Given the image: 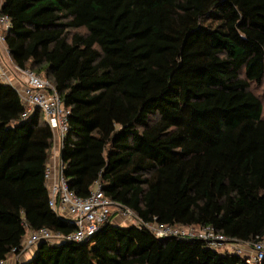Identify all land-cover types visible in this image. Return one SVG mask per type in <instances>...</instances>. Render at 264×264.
<instances>
[{
    "label": "trees",
    "instance_id": "obj_1",
    "mask_svg": "<svg viewBox=\"0 0 264 264\" xmlns=\"http://www.w3.org/2000/svg\"><path fill=\"white\" fill-rule=\"evenodd\" d=\"M14 62L49 79L70 108L61 149L69 189L96 181L129 227L88 241H42L16 264H249L149 223L212 226L232 243L264 238V0H0ZM0 82V264L32 231L76 226L50 205L54 132L23 117ZM261 264H264V259Z\"/></svg>",
    "mask_w": 264,
    "mask_h": 264
},
{
    "label": "built area",
    "instance_id": "obj_2",
    "mask_svg": "<svg viewBox=\"0 0 264 264\" xmlns=\"http://www.w3.org/2000/svg\"><path fill=\"white\" fill-rule=\"evenodd\" d=\"M10 26L11 19L9 15L0 14V82L11 84L19 93L24 106L23 117H27L36 109H39L44 113L47 123L52 128L54 144L49 161L56 159L60 166L53 168L48 162L45 169V177L50 182V205L55 212L76 226V229L67 236L54 233L48 228L32 231L23 243L22 253L27 248L37 246L42 241H60L64 239L77 242L88 241L111 221L112 208L116 205L105 196L99 181L93 184L89 195L86 197H80L69 189L63 175L61 149L65 135L69 130L70 108L65 106L61 95L49 79L29 68H22L14 62L5 41V33ZM147 227L158 238L172 236L199 238L216 250L233 251L241 255L246 254L249 264H261L264 259V238L253 243L250 253H245L242 249L233 248L236 243L230 242L224 234L216 231L212 226L191 225L179 227L149 223ZM19 255H14V258L18 260ZM9 261L10 259L4 264H8ZM15 261L12 264H16Z\"/></svg>",
    "mask_w": 264,
    "mask_h": 264
},
{
    "label": "rangeland",
    "instance_id": "obj_3",
    "mask_svg": "<svg viewBox=\"0 0 264 264\" xmlns=\"http://www.w3.org/2000/svg\"><path fill=\"white\" fill-rule=\"evenodd\" d=\"M252 89L257 95L260 96L264 104V81L261 85H255V84L252 85ZM110 219L114 224L121 225L123 227H129L130 225H133V224H140V221L137 219V217L135 216L133 212L124 211V209L118 208L116 206L112 208V214H111ZM52 242H55V241H52ZM36 247L37 246L31 247V251L35 252ZM235 247L242 249L243 252L245 253H250L252 251L253 244L252 243H245V244L236 243L233 248ZM27 249L24 252H26ZM230 252H233V251H230ZM243 255L245 256L246 254H243ZM15 260L16 259L14 258V256H12L11 261H9L8 264H12V262Z\"/></svg>",
    "mask_w": 264,
    "mask_h": 264
},
{
    "label": "crops",
    "instance_id": "obj_4",
    "mask_svg": "<svg viewBox=\"0 0 264 264\" xmlns=\"http://www.w3.org/2000/svg\"><path fill=\"white\" fill-rule=\"evenodd\" d=\"M49 164L53 167V168H57V167H59L60 166V164L58 163V161L55 159H51L50 161H49ZM36 250H37V247H36V249H35V252H36ZM35 252L34 251H31V247L30 248H28L27 249V251L26 252H23V253H21L20 255H19V257L17 258L18 260H16V261H25V260H29V259H31L32 257H33V255L35 254ZM12 258V257H11ZM11 258H10V261H11ZM16 261H15V263H16Z\"/></svg>",
    "mask_w": 264,
    "mask_h": 264
},
{
    "label": "water",
    "instance_id": "obj_5",
    "mask_svg": "<svg viewBox=\"0 0 264 264\" xmlns=\"http://www.w3.org/2000/svg\"><path fill=\"white\" fill-rule=\"evenodd\" d=\"M124 211H129V210H127V209L124 208Z\"/></svg>",
    "mask_w": 264,
    "mask_h": 264
}]
</instances>
